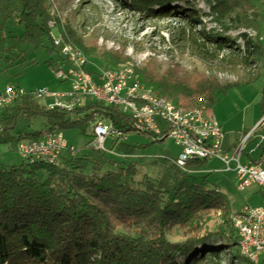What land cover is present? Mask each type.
I'll list each match as a JSON object with an SVG mask.
<instances>
[{
  "label": "trees",
  "instance_id": "1",
  "mask_svg": "<svg viewBox=\"0 0 264 264\" xmlns=\"http://www.w3.org/2000/svg\"><path fill=\"white\" fill-rule=\"evenodd\" d=\"M118 1L125 10L147 18H183L192 30L201 27L204 39L217 49L244 52L246 63L254 55L253 63L264 60V43L258 39L264 35V0H206L209 12L204 14L218 27L209 31L203 27L198 0ZM53 19L48 0H0V77L23 56L16 55L21 43L40 48L45 39L53 40L49 27ZM18 25L24 26V33L13 35L11 27ZM244 29L254 30L258 38ZM60 32L88 57L95 52L72 28ZM238 37L245 40V50L237 44ZM48 50L57 52L55 46ZM98 57L105 68L127 61L115 50L100 51ZM47 63L57 70L53 59ZM136 73L143 85L184 109L197 108L201 99L212 109L237 85L175 70L161 76L148 65ZM262 108L264 113V92ZM95 114L124 136L136 131L119 106L89 101L70 116L47 110L28 92L0 109V146L16 148L23 140L80 126L85 133ZM22 119L30 123L42 119L47 130L15 134ZM148 134L157 139L152 143L166 139ZM138 147L116 139L106 151L94 146L66 152L57 164H0V264H224L225 255L226 264H253L240 252V238L229 224L231 203L212 186L209 162L192 161L181 169L171 161L159 178L144 176L135 185L137 166L131 159ZM212 212L222 213V222L213 230L205 224ZM177 230L184 239L173 241Z\"/></svg>",
  "mask_w": 264,
  "mask_h": 264
},
{
  "label": "rangeland",
  "instance_id": "2",
  "mask_svg": "<svg viewBox=\"0 0 264 264\" xmlns=\"http://www.w3.org/2000/svg\"><path fill=\"white\" fill-rule=\"evenodd\" d=\"M48 2L54 15L51 22L55 24L51 32L52 39L63 45L60 31L65 32L67 27L75 30L85 46L95 50L89 56L92 69L96 66L103 67L98 52L109 51L99 44V39L104 37L105 40H115L120 46V49L115 51L123 53L127 58L122 64L134 63L136 70L148 65L161 76L175 70L182 75L198 73L216 78L222 83H237L212 109L202 103L204 99H201L197 106L208 109L218 119L227 135L226 146L241 143L261 122L264 116L262 108L264 60L253 63L257 55L246 63L244 52L217 49L204 39L203 34L199 32L201 27L192 30L183 18H147L138 11L125 10L118 0H48ZM196 5L202 20L207 21L203 22V27L205 26L208 31L210 28H216L217 24L212 17L204 14L209 12L206 0H198ZM111 12L115 13L110 14ZM24 30V26L20 25L11 27V33L17 36L22 35ZM243 32L254 39L258 38V33L254 30L244 29ZM232 36L235 38L238 33H232ZM214 37L218 39L219 35ZM53 40L45 39L44 47L40 48L28 42L21 43L16 55L23 56L15 66L1 75L0 88L20 86L27 92L49 90L57 93L70 90V82L58 79L56 71L47 63L50 59L57 64L64 63L58 48L57 52L48 50L54 46ZM99 119V114H95L85 133H82L81 126L64 130L67 142L77 150L94 147L93 126ZM158 125L161 130L165 128L162 121H158ZM46 130L42 119L31 123L22 119L14 133ZM259 134H264V127L254 134L247 146L248 151L255 148L256 142L253 140ZM154 139L157 140L152 135L140 131L128 135L130 143L141 145L131 159L137 166V175L132 180L135 185L144 176L159 178L167 164L181 153L180 147L172 138L167 137L164 141L152 143ZM112 141V138L108 139L107 148L111 147ZM262 152L263 149H259L252 155V159L258 161ZM115 158L120 159L119 156ZM23 161L17 147L0 146V164L15 166L22 164ZM243 161L247 162L246 159ZM209 167L213 171L210 175L212 186L218 187L228 197L233 214L247 206L255 207L262 204L264 197L260 188L253 187L245 192H239L234 172H220L225 166L218 160L210 161ZM233 214L229 217L230 220ZM221 216V212H212L205 224L212 230L216 229L222 222ZM229 224L232 225V221ZM184 236L182 231L177 230L171 235V240L180 241ZM228 258L226 255L223 257L224 264L228 263Z\"/></svg>",
  "mask_w": 264,
  "mask_h": 264
},
{
  "label": "built area",
  "instance_id": "3",
  "mask_svg": "<svg viewBox=\"0 0 264 264\" xmlns=\"http://www.w3.org/2000/svg\"><path fill=\"white\" fill-rule=\"evenodd\" d=\"M50 28H55L54 22L50 23ZM60 37L63 45L53 41L64 63L58 64L56 74L61 81L70 82V90L63 93L49 90L32 92L34 99L47 110L75 116L89 101L119 106L130 117V123L136 131L169 137L176 142L181 149L179 156L173 160L177 167L185 169L192 161L218 160L225 166L220 172L235 173L239 192L258 187L264 197V134H259L253 140L256 142L255 148L250 151L247 149L254 134L264 127V116L241 143L226 146L227 135L208 109H184L157 95L141 83L134 63L111 68L96 66L92 69L86 53L77 45L67 42L61 32ZM260 40L264 43V36ZM237 43L243 50L246 49L243 38L240 37ZM99 44L108 50L120 49L115 40H105L104 37L99 39ZM27 93L20 86L0 88V109L13 105ZM158 121L164 123L163 130L159 128ZM92 134L94 146L104 151L107 150L109 138L128 140L127 136L101 116L93 126ZM259 149H263V157L254 162L252 155ZM75 151L76 148L67 142L63 132L47 133L39 140H23L17 145V152L24 161L49 165L59 163L64 153ZM231 221L240 238L242 256L253 264H259L264 260V198L261 205L247 206L233 214Z\"/></svg>",
  "mask_w": 264,
  "mask_h": 264
}]
</instances>
